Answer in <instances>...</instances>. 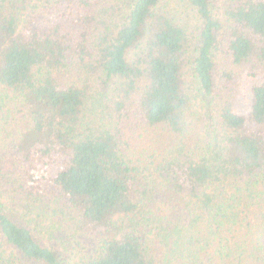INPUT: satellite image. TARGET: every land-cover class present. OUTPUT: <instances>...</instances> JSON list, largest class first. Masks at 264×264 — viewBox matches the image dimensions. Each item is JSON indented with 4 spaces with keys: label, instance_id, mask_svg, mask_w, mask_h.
<instances>
[{
    "label": "trees",
    "instance_id": "obj_1",
    "mask_svg": "<svg viewBox=\"0 0 264 264\" xmlns=\"http://www.w3.org/2000/svg\"><path fill=\"white\" fill-rule=\"evenodd\" d=\"M0 59V264H264V0H0Z\"/></svg>",
    "mask_w": 264,
    "mask_h": 264
},
{
    "label": "rangeland",
    "instance_id": "obj_2",
    "mask_svg": "<svg viewBox=\"0 0 264 264\" xmlns=\"http://www.w3.org/2000/svg\"><path fill=\"white\" fill-rule=\"evenodd\" d=\"M0 64H1V59H0ZM186 80H188L187 76H186ZM67 242H68V251L65 252L66 257L68 258L69 261H67V264H73L74 262V257L81 255L84 251L81 250V245L78 243L79 240V236H70L69 233H67ZM56 236L57 233H56ZM81 240H82V244L83 246L87 249V251H89L90 249V240L88 238H85L84 236L81 235ZM77 241V242H76ZM65 258V257H64ZM66 261V258H65Z\"/></svg>",
    "mask_w": 264,
    "mask_h": 264
}]
</instances>
